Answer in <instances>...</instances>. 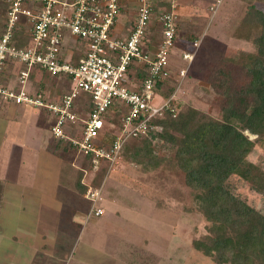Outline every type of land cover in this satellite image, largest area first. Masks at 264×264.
<instances>
[{
	"label": "built area",
	"instance_id": "built-area-1",
	"mask_svg": "<svg viewBox=\"0 0 264 264\" xmlns=\"http://www.w3.org/2000/svg\"><path fill=\"white\" fill-rule=\"evenodd\" d=\"M0 1V99L53 117L52 137L91 155L94 168L104 161L113 164L130 138L161 131L165 112L173 118L179 113L180 85L169 97L161 93L173 78L169 55L178 38L174 5L160 10L153 0H131L135 11L127 18L126 0ZM150 30L159 33L156 48ZM181 57L190 64L191 54ZM36 71L60 80V93L49 96L45 86L28 87ZM178 74L185 78L186 69ZM113 121L120 128L110 135ZM99 191L87 190L89 216L100 213Z\"/></svg>",
	"mask_w": 264,
	"mask_h": 264
},
{
	"label": "rangeland",
	"instance_id": "rangeland-1",
	"mask_svg": "<svg viewBox=\"0 0 264 264\" xmlns=\"http://www.w3.org/2000/svg\"><path fill=\"white\" fill-rule=\"evenodd\" d=\"M166 1L170 3V6L174 5L173 12L178 20L176 33L178 42L170 50L169 57L173 78L168 80L165 87H171L172 94L175 93L174 89L178 84L183 85L179 97H176L177 107L182 113L192 112L190 110H193L196 123L212 120L221 124L226 116L222 109L227 104L223 100L222 93L226 89L230 93H237L247 86L249 80L241 69L242 63L245 61L248 63L247 55L256 54V47L250 43L246 44L245 42L243 45L242 43H233L232 40L227 41L231 29H233L231 25L232 23L234 26L239 25L249 7L264 13V0H233L232 7H229L232 11L229 16L235 21L233 20L230 22V26H224L221 29V35L224 34V37H222L224 39L212 35V29L207 26L214 27L216 18L213 19V16L216 12H219L228 0H216L215 2L213 0H176L175 4L171 3L173 0ZM131 3V0H126V4L124 2L127 7L123 15L127 18L135 11ZM190 5L195 7L197 11H193V9L189 11L193 15L190 17L189 25L185 26L184 22L181 21L180 14L183 16L184 12L186 13L189 10ZM159 9L171 10V7L159 6ZM3 10L4 7L2 6V13ZM217 21L222 22L223 17L217 18ZM251 21L252 30L250 35L254 36L259 32V28L255 20ZM241 28L243 29V26ZM240 31L241 29L238 27L235 30L236 35ZM245 32L247 33V31ZM226 33L228 36L225 35ZM184 52L191 54L190 64L182 59L181 53ZM183 68L186 69L185 78L180 79L178 72ZM195 79L196 81H194ZM0 102L4 103L5 101L1 100ZM156 102L160 103V100L157 99ZM247 102L249 104V101ZM6 104L8 103L5 102L3 106H6ZM236 107L243 108L244 106L243 103L237 101ZM248 108V112L252 110L251 104ZM46 115L42 112V118H37L43 129L47 130L49 127L45 123V120L48 121ZM113 122L115 126L109 127L110 135L120 128L116 121ZM236 127L238 128V125ZM9 130L12 131V129ZM1 131L2 127H0V134ZM161 131L156 133H161ZM243 136L244 141L239 144V154L241 153L242 161L254 166L257 172H264V136L258 137L248 131H243ZM106 137H108V134H106ZM150 145L153 150L152 155L155 156L154 159L156 161L160 160L156 166L146 167L143 162L139 161L138 164L135 161L131 162L127 159L128 155L123 150L113 164H110V166L108 164L98 187L100 189L97 202V209H100L99 215L96 217L89 216L86 212V218L84 215L80 220L72 218V222L82 226L85 234L83 238L79 239L80 244L78 245L73 237L74 244L70 254L77 256V249L94 246L96 251L111 249L110 264H138L132 258L143 259L142 254L151 256L155 261L153 264H217L210 257L193 248L194 242L210 235L213 223L207 220L201 211V202L203 203L202 199L204 197L203 190L187 182L186 171L182 169V167L187 166L186 164L190 158L187 155L184 161L182 159L177 161L175 150L166 149V144L158 136L150 142ZM68 147L67 152H59L66 159L64 162L69 170L67 171L69 172L67 181L70 186H73V189L79 187V196L84 197L85 202L79 200L76 203L78 206H76L75 197L73 196L70 197V201L74 203L75 208H67L66 202L68 201L67 199L64 200V207H62L64 209L62 216L64 220L71 213L83 214L86 205H88V208L90 207V202L85 195H87V190L92 189L94 177L104 165L100 162L96 168L92 166L90 169H85L78 184L76 182L77 172L80 168H83L82 163L86 159L69 143ZM170 161L173 162L175 167L171 166ZM113 173L114 177L111 176ZM71 178L75 182V187L71 183ZM0 184H2L1 180ZM226 186L232 195L245 201L264 216V193L254 192L250 188L248 180H245L239 171L228 177ZM1 187L3 195L4 185L2 184ZM1 210L0 232L8 234V221L5 220L7 206L4 205ZM15 210L18 211L16 208ZM14 224L17 225V223ZM64 228L65 226L62 231L65 232L66 229ZM70 230L72 236L76 234L71 228ZM2 236L0 238V250L6 251L9 240L6 236ZM68 236L66 235V238ZM112 236L114 238L108 240ZM105 239L106 242L103 243ZM68 241L70 242L71 238ZM37 249L41 248L37 247L35 250L37 251ZM67 251L70 250L67 249ZM31 257V261L29 259L31 263L27 260L23 264H44L41 253L31 255ZM69 263L70 260L64 262V264Z\"/></svg>",
	"mask_w": 264,
	"mask_h": 264
},
{
	"label": "trees",
	"instance_id": "trees-1",
	"mask_svg": "<svg viewBox=\"0 0 264 264\" xmlns=\"http://www.w3.org/2000/svg\"><path fill=\"white\" fill-rule=\"evenodd\" d=\"M153 2L158 4L155 5L156 7H170V3L166 0H157V2L153 0ZM1 4L0 1V6ZM0 15L3 17V13ZM250 19L255 20L259 28L258 34L254 36L250 35L252 30ZM238 27L241 31L237 35L234 32V37L255 46L256 54L247 55L248 63L246 61L242 63L241 69L249 80L247 86L237 93H230L227 89L222 93L223 100L227 103L222 109L226 114L223 123L218 124L212 120L196 123L193 110L185 113L179 111L175 118L169 112H165L160 122L161 133L152 131L149 132V137L130 138L122 150L127 153V159L131 162L135 161L138 164L140 161L146 167L156 166L160 160L154 159L150 142L158 136L166 144V149L175 150L177 161H180L179 159L184 161L185 156L188 155L190 160L187 166L181 167L186 171L187 182L203 190L201 211L203 216L213 223L210 235L194 242L193 248L210 257L217 264H253L254 262L264 264V216L245 201L232 195L226 186L228 177L239 171L243 178L248 180L254 192L264 193V174H262L264 172H257L254 166L242 161L241 153L239 154V144L244 141L243 131L258 137L264 136V13L249 7L236 29ZM150 32H152V45L156 48L160 43V36L155 30ZM36 83L39 85L40 81ZM164 87L161 93L164 97H169L173 90L171 87ZM237 101L243 103L244 107L237 108ZM247 101L252 106L249 112ZM53 122L54 118L50 117L47 121L49 128ZM48 148L56 155H60L56 153L57 151L64 153L69 150L68 143L62 146L56 141H51ZM84 159L86 160L82 163L83 168L77 172L78 184L84 170L93 166L91 155L84 156ZM108 163L104 161L103 167L95 175L94 189L100 186ZM170 163L175 167L173 162ZM142 257L143 259L138 257L132 259L138 264L155 262L147 254H142Z\"/></svg>",
	"mask_w": 264,
	"mask_h": 264
},
{
	"label": "crops",
	"instance_id": "crops-1",
	"mask_svg": "<svg viewBox=\"0 0 264 264\" xmlns=\"http://www.w3.org/2000/svg\"><path fill=\"white\" fill-rule=\"evenodd\" d=\"M175 2L177 1L173 0L171 3L175 4ZM131 4L134 6L133 2ZM232 4L233 0H228L219 12H216L213 16V19L216 18L214 27L207 26L212 29L211 34L215 37L224 39L222 38L224 34L221 35V29L224 26H230V22L234 20L229 16L232 12L229 7H232ZM125 7L127 6L125 5ZM1 8L2 4L0 14L2 13ZM192 9L193 11L196 10L195 7L190 5L189 10L186 11L187 14L185 12L183 16L180 14L181 21L184 22L185 26L189 25L188 22L193 15L189 11H192ZM219 17H223L222 22L217 21ZM235 19L237 20V17ZM231 26H233L230 32L232 38L229 34L227 41L232 40L233 43L244 45L245 41L237 39L233 34L238 25L234 26L232 23ZM225 35L228 36L227 33ZM176 42H178V38ZM246 44L248 43L246 42ZM8 75L11 81L15 80L13 70L8 71ZM36 81L41 82L38 85ZM61 83L57 78L52 79L36 71L30 76L28 87L30 84L34 89H37V86L38 88L45 86L50 91L49 96H55L60 93ZM182 88L183 85L179 87V91L176 93L177 97L183 90ZM4 103L0 102V127H2L0 134V180L4 185L0 204V217H2L1 208L6 205L7 215L5 220L8 221L9 228H7L9 231L8 234L5 233L6 235L0 232V238L1 235L6 236L9 243L6 251L0 250V264H14V262L15 264H23L29 259L31 261V255L37 253H41L44 264H64L67 260H70L69 264H110L111 249L96 251L93 246L86 249H77V256L70 254L74 238L78 245L80 244L79 239L83 238L85 234L82 226L72 222V218L80 220L83 217L82 215L86 218V212L88 213L90 207L88 208V205H86L83 214L71 213L65 217V220L62 217L64 200L67 199L68 201L66 202L67 208L74 207L70 197H75L76 206H78L76 203L79 200L85 202L84 197L79 196V187H75L73 178L70 180L75 189L67 181L69 178V172L67 171L69 170L64 162L66 159L61 155L50 152L48 148L51 141H56L62 146L65 142L54 139L50 133V128L43 129L39 124L38 118H42L43 111L10 103L3 106ZM35 113L36 115H34ZM45 123L47 124V120H45ZM9 129H12V131ZM112 175L114 177V173ZM95 189L98 190V188ZM147 203L145 204L148 205ZM71 211L73 210L71 209ZM14 223H17V225ZM64 226L65 232L62 231ZM70 228L76 232L75 235L72 236ZM66 235L69 236L66 238ZM70 238L72 242L68 241ZM113 238L112 236L108 240ZM106 239L103 243L106 242ZM37 247L41 249L36 251ZM67 249L70 251H67ZM30 261L29 263H31Z\"/></svg>",
	"mask_w": 264,
	"mask_h": 264
},
{
	"label": "clouds",
	"instance_id": "clouds-1",
	"mask_svg": "<svg viewBox=\"0 0 264 264\" xmlns=\"http://www.w3.org/2000/svg\"><path fill=\"white\" fill-rule=\"evenodd\" d=\"M182 54V53H181ZM17 106H22V105H17Z\"/></svg>",
	"mask_w": 264,
	"mask_h": 264
}]
</instances>
